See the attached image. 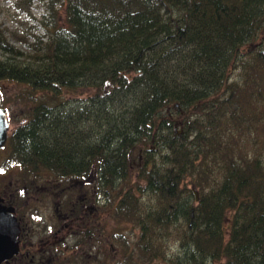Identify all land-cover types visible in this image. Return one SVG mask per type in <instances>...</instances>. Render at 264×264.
<instances>
[{
    "label": "trees",
    "instance_id": "obj_1",
    "mask_svg": "<svg viewBox=\"0 0 264 264\" xmlns=\"http://www.w3.org/2000/svg\"><path fill=\"white\" fill-rule=\"evenodd\" d=\"M44 7L27 50L0 22V80L28 86L2 167L106 176L115 264H264V0Z\"/></svg>",
    "mask_w": 264,
    "mask_h": 264
},
{
    "label": "flooded vegetation",
    "instance_id": "obj_2",
    "mask_svg": "<svg viewBox=\"0 0 264 264\" xmlns=\"http://www.w3.org/2000/svg\"><path fill=\"white\" fill-rule=\"evenodd\" d=\"M102 181L93 168L56 174L2 167L0 211L15 222L17 235L0 264H115L122 254L108 232L109 217L115 220L107 209V177ZM127 248L131 251L130 242Z\"/></svg>",
    "mask_w": 264,
    "mask_h": 264
},
{
    "label": "rangeland",
    "instance_id": "obj_3",
    "mask_svg": "<svg viewBox=\"0 0 264 264\" xmlns=\"http://www.w3.org/2000/svg\"><path fill=\"white\" fill-rule=\"evenodd\" d=\"M46 0H0V22L4 27H6L7 35L9 39L22 50H27L26 47L15 37L24 35L27 40H31L35 35L42 33V28L39 25V20H42L43 13L46 12L44 3ZM264 33V31H263ZM28 88L25 83L17 82L8 79L0 80V97L3 96L2 104L3 107H9V129L8 132L14 127V125L23 120L22 115H18V108L23 106V103L20 100L12 102V97L16 93H23ZM177 132V130L175 131ZM6 147L0 148V169L2 168V162L7 155ZM7 168V167H4ZM115 221L110 217L108 220V232L112 234L118 227L121 229L125 224V231L130 230L128 226L129 222L120 221L113 217L112 214H109ZM128 226V227H127ZM138 230L134 227V233H137ZM114 238V237H113ZM111 240V237H110ZM114 240V239H113ZM118 240H114L113 244L118 245ZM119 247V245H118ZM179 249L177 243L174 239L167 240L166 253L177 251ZM120 251V250H119ZM120 254L122 252L120 251ZM165 264V260L157 259L152 260V262H147L141 258L136 259L135 264Z\"/></svg>",
    "mask_w": 264,
    "mask_h": 264
},
{
    "label": "water",
    "instance_id": "obj_4",
    "mask_svg": "<svg viewBox=\"0 0 264 264\" xmlns=\"http://www.w3.org/2000/svg\"><path fill=\"white\" fill-rule=\"evenodd\" d=\"M8 119L6 109L0 105V147L6 140ZM17 227L15 222L0 211V259L10 253L15 246Z\"/></svg>",
    "mask_w": 264,
    "mask_h": 264
},
{
    "label": "bare ground",
    "instance_id": "obj_5",
    "mask_svg": "<svg viewBox=\"0 0 264 264\" xmlns=\"http://www.w3.org/2000/svg\"><path fill=\"white\" fill-rule=\"evenodd\" d=\"M7 119H8V118H7ZM8 129H9V121H8ZM8 129H7L6 138H7V135H8ZM5 142H6V140H5ZM5 142L3 143V145L5 144ZM3 145H2V146H3ZM2 146H1V147H2ZM1 147H0V148H1Z\"/></svg>",
    "mask_w": 264,
    "mask_h": 264
}]
</instances>
